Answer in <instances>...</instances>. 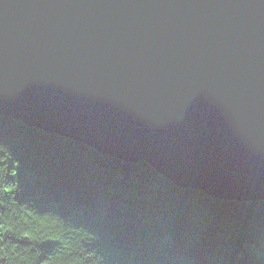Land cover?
I'll return each mask as SVG.
<instances>
[{"label":"water","instance_id":"water-1","mask_svg":"<svg viewBox=\"0 0 264 264\" xmlns=\"http://www.w3.org/2000/svg\"><path fill=\"white\" fill-rule=\"evenodd\" d=\"M0 112L264 198V0H0Z\"/></svg>","mask_w":264,"mask_h":264},{"label":"trees","instance_id":"trees-1","mask_svg":"<svg viewBox=\"0 0 264 264\" xmlns=\"http://www.w3.org/2000/svg\"><path fill=\"white\" fill-rule=\"evenodd\" d=\"M0 264H264V198H215L0 112Z\"/></svg>","mask_w":264,"mask_h":264}]
</instances>
